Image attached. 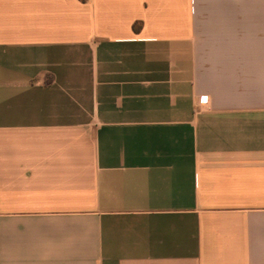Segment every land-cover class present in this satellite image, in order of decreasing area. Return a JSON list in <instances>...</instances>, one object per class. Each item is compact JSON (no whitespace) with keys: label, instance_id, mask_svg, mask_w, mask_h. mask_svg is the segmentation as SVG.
Here are the masks:
<instances>
[{"label":"crops","instance_id":"1","mask_svg":"<svg viewBox=\"0 0 264 264\" xmlns=\"http://www.w3.org/2000/svg\"><path fill=\"white\" fill-rule=\"evenodd\" d=\"M0 264H264V0H0Z\"/></svg>","mask_w":264,"mask_h":264},{"label":"built area","instance_id":"2","mask_svg":"<svg viewBox=\"0 0 264 264\" xmlns=\"http://www.w3.org/2000/svg\"><path fill=\"white\" fill-rule=\"evenodd\" d=\"M198 102H199L200 104H204V102H205V98H204V97L199 98Z\"/></svg>","mask_w":264,"mask_h":264},{"label":"trees","instance_id":"3","mask_svg":"<svg viewBox=\"0 0 264 264\" xmlns=\"http://www.w3.org/2000/svg\"><path fill=\"white\" fill-rule=\"evenodd\" d=\"M81 1H84V0H81Z\"/></svg>","mask_w":264,"mask_h":264}]
</instances>
